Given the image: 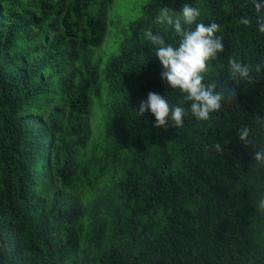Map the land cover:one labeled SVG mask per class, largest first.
Here are the masks:
<instances>
[{
    "label": "trees",
    "instance_id": "1",
    "mask_svg": "<svg viewBox=\"0 0 264 264\" xmlns=\"http://www.w3.org/2000/svg\"><path fill=\"white\" fill-rule=\"evenodd\" d=\"M185 3L223 38L204 82L234 96L207 121L156 128L139 102L183 94L146 33L175 46L156 16ZM256 15L251 0H0V264H264V164L251 157L264 71L241 82L227 67L264 63Z\"/></svg>",
    "mask_w": 264,
    "mask_h": 264
},
{
    "label": "clouds",
    "instance_id": "2",
    "mask_svg": "<svg viewBox=\"0 0 264 264\" xmlns=\"http://www.w3.org/2000/svg\"><path fill=\"white\" fill-rule=\"evenodd\" d=\"M256 15V29L264 34V0H251ZM198 8L185 3L177 13L170 15L167 7L161 8L156 16L157 22H166L172 26L177 34L178 41L173 46L156 33H146L147 39L155 49V58L161 66L160 78L168 89L179 91L183 95L179 103L170 104L165 96L149 92L146 99L141 100L138 110L140 116L145 112L154 117L153 126L180 128L184 118L189 114L198 121H207L210 115L222 108L224 103L234 96V89L224 91L217 87L215 82H204L208 65L215 61L224 50L223 38L218 35L219 25L215 22L200 23ZM242 25H248L250 20L242 16L239 20ZM192 25H195L193 28ZM227 67L233 81L247 82L252 79V72L264 71V63H258L253 68L239 59L230 57ZM184 105H187L185 107ZM264 128V122L260 124ZM238 140L246 147L251 143L249 128L244 126L237 132ZM215 152L222 151L221 144L212 145ZM252 159L264 164V147L257 148ZM260 208L264 209V199L259 201Z\"/></svg>",
    "mask_w": 264,
    "mask_h": 264
},
{
    "label": "rangeland",
    "instance_id": "3",
    "mask_svg": "<svg viewBox=\"0 0 264 264\" xmlns=\"http://www.w3.org/2000/svg\"><path fill=\"white\" fill-rule=\"evenodd\" d=\"M143 0H114L115 5H120L124 9H128L134 6H138ZM112 14V13H110ZM111 28V25L109 24V29ZM107 45H111V42H107Z\"/></svg>",
    "mask_w": 264,
    "mask_h": 264
},
{
    "label": "water",
    "instance_id": "4",
    "mask_svg": "<svg viewBox=\"0 0 264 264\" xmlns=\"http://www.w3.org/2000/svg\"><path fill=\"white\" fill-rule=\"evenodd\" d=\"M0 246H1V241H0Z\"/></svg>",
    "mask_w": 264,
    "mask_h": 264
}]
</instances>
